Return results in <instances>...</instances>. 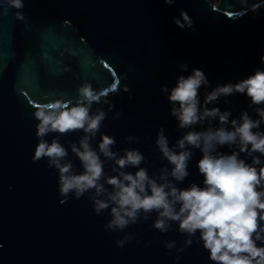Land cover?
Returning a JSON list of instances; mask_svg holds the SVG:
<instances>
[{"label":"water","instance_id":"water-1","mask_svg":"<svg viewBox=\"0 0 264 264\" xmlns=\"http://www.w3.org/2000/svg\"><path fill=\"white\" fill-rule=\"evenodd\" d=\"M23 5L16 9L0 0V264H213L198 242L199 232L185 245L178 224L173 222L166 233L152 226L155 212L112 231L105 227L110 209L98 215L89 199L92 191L79 199L71 193L62 197L58 170L48 167L47 158L33 161L38 143L34 113L57 98L74 103L79 86L90 83L108 100L92 105V112L102 108L107 113L92 146H98L102 134L112 136L113 151L123 155L122 149H139L146 158L141 167L158 175L161 168H171L155 144L158 128H164L170 146L187 131L170 115L161 86L171 89L180 75L201 69L210 82L200 89L203 103L205 91L217 84L264 70V0H176L171 6L164 0H23ZM181 9L194 21L193 28L173 22ZM182 64L187 71H181ZM249 103L246 94L237 93L216 106L230 110L231 118L248 111L258 119ZM195 130L203 129L196 125ZM83 135L53 132L46 137L50 143L60 136L77 173L83 169L69 144ZM129 135L139 140L129 142ZM193 152L189 175L178 187L203 186L197 168L202 153ZM241 158L251 163L243 153ZM113 163L105 162L106 175L116 174ZM125 234L132 239L118 247L116 241ZM168 241L176 246L166 248Z\"/></svg>","mask_w":264,"mask_h":264},{"label":"clouds","instance_id":"clouds-1","mask_svg":"<svg viewBox=\"0 0 264 264\" xmlns=\"http://www.w3.org/2000/svg\"><path fill=\"white\" fill-rule=\"evenodd\" d=\"M164 3L171 6L176 0H164ZM9 6L21 9L23 0H9ZM17 17L24 19L20 12ZM173 22L181 29H191L194 25L182 9L179 17H173ZM260 62L264 64V54ZM180 68L187 71L188 66L182 64ZM202 87L209 88L210 82L198 68H193L188 76L180 75L171 89L167 85L161 86V92L167 94L170 115L176 119L179 129L187 131L170 146L164 128H158L156 147L171 165L170 169L161 168L158 175L150 176L148 169L141 167L146 158L139 149H122L123 155L113 151L116 140L112 136L102 134L98 146H92L107 118L102 108L92 112V105L108 103V100L102 99L87 82L77 89L74 103L57 98L35 111L38 143L33 161L47 158L48 167L58 170L62 197L67 198L71 193L79 199L92 191L89 199L95 212L99 215L110 209L107 229L123 231L129 224H135L142 213V218L147 220L155 212L152 226L166 233L173 222L178 224V231L187 237L185 245H191L192 238L199 232L198 242H202L213 264H264V160L260 158L264 156V130H261V124H264V70L257 68L236 83L217 84L211 91H205L203 103L200 98ZM237 93L247 95L248 108L258 119L248 111H242L238 118H231L230 110L222 111L216 106L222 97ZM225 103H228L227 99ZM113 107L109 104V111ZM120 115L116 112L114 118ZM212 121H217L218 126L213 127ZM205 124L207 128H204ZM196 125L203 130H195ZM75 131L84 133L78 141L69 144L81 163L83 171L79 173L68 159V149L60 143V136L50 143L46 139L49 133L62 136ZM125 139L134 142L139 137L129 135ZM225 146L231 149L230 153L220 151ZM193 149L202 153L197 168L203 176V186L191 183L184 188L178 187L189 175ZM241 153L251 158V163L241 158ZM106 161L114 162L111 170L115 175L105 174ZM130 167L137 170L134 173L127 171ZM131 239L125 234L116 244L123 247ZM175 246V241L165 243L168 249ZM177 251H183V248Z\"/></svg>","mask_w":264,"mask_h":264}]
</instances>
